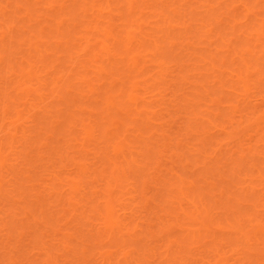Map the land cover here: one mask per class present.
Wrapping results in <instances>:
<instances>
[{
    "label": "bare ground",
    "instance_id": "1",
    "mask_svg": "<svg viewBox=\"0 0 264 264\" xmlns=\"http://www.w3.org/2000/svg\"><path fill=\"white\" fill-rule=\"evenodd\" d=\"M0 264H264V0H0Z\"/></svg>",
    "mask_w": 264,
    "mask_h": 264
}]
</instances>
